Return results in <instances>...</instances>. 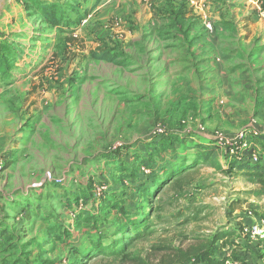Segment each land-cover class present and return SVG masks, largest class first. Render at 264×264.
Returning a JSON list of instances; mask_svg holds the SVG:
<instances>
[{"label": "rangeland", "instance_id": "1", "mask_svg": "<svg viewBox=\"0 0 264 264\" xmlns=\"http://www.w3.org/2000/svg\"><path fill=\"white\" fill-rule=\"evenodd\" d=\"M158 1L0 0V264H176L175 250L220 230L235 234L215 245L216 255L233 258L224 264H264V243L242 231L264 220V193L219 169L225 146L158 194L138 182L147 171L138 156L158 165L171 156L160 148L197 125L159 117L155 109L168 104L139 101L123 81L122 38L145 30L151 18L137 10ZM43 4L59 10L61 24L39 11ZM103 50L124 64L92 58ZM250 120L195 128L218 145ZM125 157L132 173L121 169Z\"/></svg>", "mask_w": 264, "mask_h": 264}, {"label": "crops", "instance_id": "2", "mask_svg": "<svg viewBox=\"0 0 264 264\" xmlns=\"http://www.w3.org/2000/svg\"><path fill=\"white\" fill-rule=\"evenodd\" d=\"M150 5H141L137 13H147L151 23L145 30H127L122 38L128 68L122 76L139 101L168 104L155 109L159 117L197 123L188 138H175L167 159L212 144L195 128L202 121L211 127H223L226 120L231 125L263 121L264 0H159Z\"/></svg>", "mask_w": 264, "mask_h": 264}, {"label": "trees", "instance_id": "3", "mask_svg": "<svg viewBox=\"0 0 264 264\" xmlns=\"http://www.w3.org/2000/svg\"><path fill=\"white\" fill-rule=\"evenodd\" d=\"M40 12L48 18L49 21H53L56 24H61V16L58 14L59 10L54 9L50 4H43L39 8ZM92 58L104 60L107 62H112L118 65H123V60H117L116 56L109 53L108 51H100L91 52ZM0 72L3 71V62L5 60H0ZM258 141H262V146L256 145ZM256 142V143H255ZM251 148L248 147L243 150H237L235 155H229L228 152L223 154L222 158L226 160L225 166H219L221 171H225L226 169L235 170L239 174H243L251 178L253 183L264 193V133L258 135L256 139L252 141ZM258 149V158L257 160H253L251 157V153L253 149ZM156 147V146H155ZM155 147H151L148 149V152L152 155V153L157 154L158 150ZM258 147V148H257ZM170 148V145L167 149ZM161 150H166L164 146L160 148ZM160 150V151H161ZM220 152L219 145L211 144L202 147L201 151H191L186 153V155L180 156L179 158L166 159L161 162V164H155L154 161H149L145 156H138V159L141 161V166L143 169H146V173H142L141 176H138V182L142 185V190L148 195L158 194L160 190V186H169L170 184H178L179 181L190 174L193 170L192 168L202 162H206L208 159L217 158ZM158 155V154H157ZM152 157V156H151ZM131 162L128 161V158L125 157L123 159V163L121 169L123 172H130L131 170ZM157 165V166H156ZM133 176V175H132ZM108 199L111 201L112 207L116 209H121V206L118 204V199L114 196L107 195ZM102 200H105L102 198ZM72 209H75L71 206ZM78 208V207H77ZM141 222H137L135 220H131V227L136 228ZM143 225V224H142ZM234 232H223L222 230L217 231L214 235L209 237H199L196 240L195 244L188 246L185 249L178 248L175 250V260L176 264H224L225 262H229V259L233 260L231 255L215 254V245L220 241V246L224 247L229 243L231 237L234 236ZM231 243H233L231 241ZM136 264H143L138 261Z\"/></svg>", "mask_w": 264, "mask_h": 264}, {"label": "built area", "instance_id": "4", "mask_svg": "<svg viewBox=\"0 0 264 264\" xmlns=\"http://www.w3.org/2000/svg\"><path fill=\"white\" fill-rule=\"evenodd\" d=\"M208 30L212 28L210 23H205ZM201 130L203 127L201 126ZM162 128H159L156 132H161ZM264 133V128L259 126L255 119H251L244 127L235 135L227 137H217V144L225 146L228 149L230 155H235L237 150H243L248 147L251 148L252 141L258 137V135ZM255 147V146H254ZM253 160H257L258 151L255 147L251 153ZM242 231L249 242L264 243V220L258 219L257 221L242 226Z\"/></svg>", "mask_w": 264, "mask_h": 264}]
</instances>
